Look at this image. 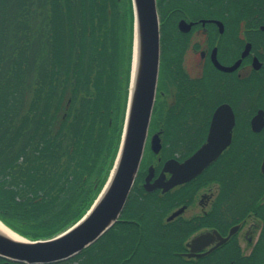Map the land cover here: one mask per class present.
Masks as SVG:
<instances>
[{
	"label": "flooded vegetation",
	"instance_id": "obj_1",
	"mask_svg": "<svg viewBox=\"0 0 264 264\" xmlns=\"http://www.w3.org/2000/svg\"><path fill=\"white\" fill-rule=\"evenodd\" d=\"M155 3L154 103L135 178L112 225L135 236V250L124 249L119 263L136 253V264H264V0ZM220 105L233 113L229 145L195 177L171 183L166 161L181 162L205 143ZM223 154H234L231 167L217 162ZM92 244L53 262L0 257V264H84L82 252L90 248L93 256Z\"/></svg>",
	"mask_w": 264,
	"mask_h": 264
},
{
	"label": "trees",
	"instance_id": "obj_2",
	"mask_svg": "<svg viewBox=\"0 0 264 264\" xmlns=\"http://www.w3.org/2000/svg\"><path fill=\"white\" fill-rule=\"evenodd\" d=\"M0 2V219L24 236L45 238L82 216L116 156L132 7L130 0H18L8 10L10 1ZM13 21L27 24L14 30ZM12 32L25 42L14 44ZM217 162L231 167L234 154ZM117 225L93 242V256L90 248L82 252V263L120 264L124 249L135 250V236ZM135 254L127 264H136Z\"/></svg>",
	"mask_w": 264,
	"mask_h": 264
},
{
	"label": "water",
	"instance_id": "obj_3",
	"mask_svg": "<svg viewBox=\"0 0 264 264\" xmlns=\"http://www.w3.org/2000/svg\"><path fill=\"white\" fill-rule=\"evenodd\" d=\"M130 2L133 32L127 104L120 143L104 185L85 213L52 237L30 239L14 231L20 237L14 239L0 231V257L26 263L66 259L93 243L118 220L142 157L160 60V26L155 0ZM232 125L231 108L228 105L217 107L205 143L181 162L166 161L172 171L169 181L173 184L187 181L215 161L231 141ZM154 138L157 140V135L152 136L151 147L156 150Z\"/></svg>",
	"mask_w": 264,
	"mask_h": 264
},
{
	"label": "rangeland",
	"instance_id": "obj_4",
	"mask_svg": "<svg viewBox=\"0 0 264 264\" xmlns=\"http://www.w3.org/2000/svg\"><path fill=\"white\" fill-rule=\"evenodd\" d=\"M10 2L8 3V5H7V7H8V10H9V7H11V6H13V5H15L17 2H18V0H9ZM121 1V0H120ZM13 3H15V4H13ZM2 3L0 2V6L2 7ZM1 7H0V15L3 13V9H1ZM0 18H1V16H0ZM0 22H1V19H0ZM24 24H27V22L26 21H24L23 23L20 21V22H17V21H13L12 22V25H13V29L14 30H16V29H19L20 27H22V26H24ZM125 24V23H124ZM30 29H32V32H38V29H39V25H37V24H34V25H32L31 24V28ZM13 33V32H12ZM25 35H28V33H24L23 34V37L25 36ZM27 38V37H26ZM30 38H31V36H30ZM10 39L11 40H13L14 41V44H16L17 42H18V40H19V38H17L15 35H14V33L11 35V37H10ZM27 39H29V37L27 38ZM24 40V42H25V39H20L19 41L21 42V41H23ZM27 41V40H26ZM14 44H13V46H14ZM17 47H18V50H17V53L18 52H20V49H19V46L17 45ZM6 49H7V47H6ZM5 49V50H6ZM2 65L4 66V67H6L7 66V61L6 60H4L3 62H2ZM162 75V74H161ZM170 92V91H169ZM164 102L166 103V105H165V109L167 108L166 106H167V103H171L172 101H171V98H170V96H169V94H168V96H166L165 97V99H164ZM152 123V122H151ZM234 150V149H233ZM115 159V158H114ZM113 163H114V160H113ZM113 163H112V166H113ZM112 166H111V168H112ZM111 168H110V170H111ZM110 170H109V173H110ZM109 173H108V175H109ZM104 185V184H103ZM102 185V186H103ZM102 186H101V188H102ZM100 188V189H101ZM229 198H231V196H229ZM119 236H117L116 235V238H118Z\"/></svg>",
	"mask_w": 264,
	"mask_h": 264
},
{
	"label": "bare ground",
	"instance_id": "obj_5",
	"mask_svg": "<svg viewBox=\"0 0 264 264\" xmlns=\"http://www.w3.org/2000/svg\"><path fill=\"white\" fill-rule=\"evenodd\" d=\"M0 231L4 232L6 235L10 236L11 238H14V239L20 238L13 230L9 229L1 222H0Z\"/></svg>",
	"mask_w": 264,
	"mask_h": 264
}]
</instances>
